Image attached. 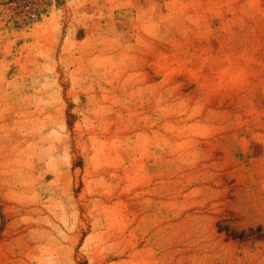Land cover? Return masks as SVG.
Here are the masks:
<instances>
[{
	"label": "rangeland",
	"instance_id": "374dc122",
	"mask_svg": "<svg viewBox=\"0 0 264 264\" xmlns=\"http://www.w3.org/2000/svg\"><path fill=\"white\" fill-rule=\"evenodd\" d=\"M0 264H264V0H0Z\"/></svg>",
	"mask_w": 264,
	"mask_h": 264
}]
</instances>
